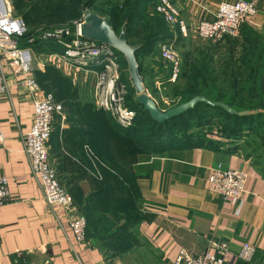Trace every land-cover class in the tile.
Returning a JSON list of instances; mask_svg holds the SVG:
<instances>
[{
    "label": "crops",
    "instance_id": "obj_1",
    "mask_svg": "<svg viewBox=\"0 0 264 264\" xmlns=\"http://www.w3.org/2000/svg\"><path fill=\"white\" fill-rule=\"evenodd\" d=\"M233 1L169 0L177 13L178 32L212 20L220 4ZM256 1L257 14L243 25L241 39L263 31L264 0ZM147 7L145 15H155L152 5ZM158 60L160 69L148 68L149 76L144 81L152 99L165 86L168 74L167 66ZM60 66L68 72L66 66ZM4 74L8 92L0 99V177L7 181L9 197L0 207V264H172L181 249L197 256L212 253L211 245L219 242L228 245V264H264V164L218 137L214 128L205 131L202 140L188 144L163 142L152 151L133 145L120 166L141 214L131 229L136 245L126 254L110 257L90 238L77 244L68 228L73 214L60 209L48 211L22 153L21 137L32 123V99L20 85L18 75L6 66ZM78 111L81 113L64 110L62 119H55V136L48 144V160L70 197L76 190L88 196L89 180H100L84 153L85 147L91 150L93 137L81 125L82 117L93 120L95 112L82 115L81 109ZM216 165L247 175L238 212L237 206L221 201L206 189L208 169ZM245 243L255 248L250 263L237 258Z\"/></svg>",
    "mask_w": 264,
    "mask_h": 264
},
{
    "label": "trees",
    "instance_id": "obj_2",
    "mask_svg": "<svg viewBox=\"0 0 264 264\" xmlns=\"http://www.w3.org/2000/svg\"><path fill=\"white\" fill-rule=\"evenodd\" d=\"M156 1L102 0L96 3V0H10V3L13 16L20 18L27 29L24 37L19 41L21 48H29L31 52L35 51L45 55L61 52V48L56 42L43 38V35L51 32L53 27L79 21L83 11L87 9L101 18H107L116 34L119 31L116 32L115 27H122L123 24H126L128 44L140 46L135 54L137 61L139 55L144 59L145 55L158 52V46L172 38L171 32L170 34L168 32V37L161 35L159 27L166 24L160 16L156 13L150 16L145 15L147 6L152 5L154 8ZM166 30L169 29L166 27ZM254 45L242 56L240 63L244 69V75L240 84L232 80L227 88L229 92L221 95L215 80L206 71V68H203L193 80L194 93L179 100L176 106L193 97L201 96L209 102L224 103L237 112L257 111L256 115L237 118L228 116L219 109L198 104L185 115L157 125L152 123L142 108L135 103L134 95L125 81L124 84L128 87L127 92L133 95L132 101L127 107L135 112L131 128L122 130L117 125H114L116 128L105 125L96 115L97 112H95L93 120L89 121L82 117L81 125L93 137L90 146L97 168L101 170V172L99 170L97 172L100 174V180H89L90 194L86 197H83L81 192L76 189L75 193L69 192L74 207L86 220L85 237L90 238L104 255L119 257L136 245L131 229L140 221L141 214L120 166L122 157L130 155L129 152L133 150V145L152 151L163 142L188 144L191 141L202 140L203 133L214 128L218 137L229 141L236 147H241L244 152L255 150L264 152L263 134L251 136L250 143L248 139L244 141L241 139L243 135L247 134L246 123L248 122L255 123L257 119L261 118L264 128L262 114L264 112L262 81L264 77V44ZM139 69L141 71L140 66ZM34 79L45 94L53 96L54 101L61 105L63 111L71 112L75 109L78 114L81 113L78 109H81L82 115L93 112L87 104L81 107L82 105L77 101H71L69 96L72 93V85L68 79L62 78L56 71L44 69L42 72H34ZM169 86L171 85L166 83L164 88ZM238 86L247 97L244 103H238ZM128 99L129 97L126 98V100ZM58 118L55 117V119ZM105 119L111 122L110 118ZM55 126L56 124L53 125V128ZM197 126L198 130H194ZM147 133L150 138L145 137ZM52 134L53 131L50 140H53L55 136ZM114 139L118 140L116 141L117 145H114ZM55 145L54 142L53 149H55ZM105 165L107 170H105Z\"/></svg>",
    "mask_w": 264,
    "mask_h": 264
},
{
    "label": "built area",
    "instance_id": "obj_3",
    "mask_svg": "<svg viewBox=\"0 0 264 264\" xmlns=\"http://www.w3.org/2000/svg\"><path fill=\"white\" fill-rule=\"evenodd\" d=\"M257 11V1L234 0L218 6L212 20L198 22L192 30L177 28V13L169 0H157L154 12L161 17L173 35L177 33L188 36L191 32L200 41L215 45L224 39H235L242 25L254 18ZM79 21L70 28L46 33L43 38L53 40L61 48V52L47 55L67 68L92 75L97 85L94 91V107L105 112L122 130L132 127L135 112L125 108L124 99L127 85L119 82V57L108 48L94 43H88L78 36ZM26 33V25L13 16L11 3L0 0V99L7 95L8 86L4 74V66L22 80L23 86L32 99V123L29 131L21 137L22 153L24 154L32 177L38 183L42 200L48 211L54 209L71 212L73 216L68 221V228L77 244L85 241L86 220L73 205L71 197L62 188L57 174L48 160V143L53 131L55 117L62 119V107L54 101L51 94H45L38 86L33 73V57L29 48H21L19 41ZM160 60L167 66L168 74L163 85H173L180 75V61L168 42L158 46ZM161 85H158V89ZM162 88V86H161ZM87 161L94 168L95 177L97 165L94 155L88 147L84 149ZM247 175L244 171H234L221 165L208 169L206 189L212 196L223 202L237 206V212L242 204ZM8 185L6 179L0 177V207L8 200ZM212 253L192 255L185 250H179L172 264H228L225 256L228 251L226 242L212 244ZM255 254V248L243 244L237 255L238 260L250 263Z\"/></svg>",
    "mask_w": 264,
    "mask_h": 264
},
{
    "label": "rangeland",
    "instance_id": "obj_4",
    "mask_svg": "<svg viewBox=\"0 0 264 264\" xmlns=\"http://www.w3.org/2000/svg\"><path fill=\"white\" fill-rule=\"evenodd\" d=\"M254 18L250 20H253ZM74 22H71L70 24H66V25L53 27L51 32L61 31L66 28H70L71 24ZM120 28L121 27L116 26L115 27L116 32H118ZM159 28L161 31V35H166L167 37L169 36L171 30L167 31L166 27L163 25H160ZM242 29L243 26L241 27L240 33L237 38L225 39L215 45H211L209 43L198 40L193 35L192 32L185 37L173 35V33L171 32L172 38L167 42L172 45V49L174 50L175 54L177 55L180 61L181 74L179 80L173 85L167 88L163 87L162 89L159 90V92H156L153 95H152V91H150V94L152 95L153 100L156 103L157 107L161 111H166L170 108L175 107L179 100H182L187 96L193 94L195 91L193 80L196 77V75L199 73V71L202 70L203 68H206V71L210 73L211 77L215 80V83L221 95H224L229 92L227 88L232 80L240 84V81L243 79V75H244V69L241 67V63H240L243 54L246 51L250 50L253 46H255L254 44H258V45L264 44V28L262 32L259 33L253 32L251 33L250 37H242L241 39L240 34L242 32ZM157 56H158V52L153 54L151 53L150 55L147 56L145 55L144 59L142 58L143 56L140 55L137 57V63L141 68L140 74L143 78L145 79L148 78L149 76L148 68L151 67L154 69L155 68L160 69V64L158 60L159 57ZM32 57H33V65H32L33 72L34 71L39 72L40 70H44V69L46 71L48 70L52 72L56 71L62 78H66L70 81L72 85V93H70L71 95L69 96L72 99L71 101H77L81 105L83 103L87 104L88 106H90L93 112H97L96 115L101 118V123L108 126L111 125L112 128L116 126L115 122L112 119L111 122L105 119L108 117V116L106 117L105 112H102L101 110H97L94 107V103H95L94 91L97 85V81L94 76L87 75L84 72L83 74H81V72H76V70L72 68H67L68 72H66L65 69L62 68L59 63H57L54 60H49L47 58V55L41 54L39 52L33 51ZM148 65L149 67H146ZM118 67H119V82L124 84V82L127 81V74H126V66L121 58H119L118 60ZM262 81H263V91H264V77ZM239 87L240 86H238L237 88V94L239 96L238 103L239 102L244 103L247 97L245 94L241 92ZM128 97L129 99L126 100V98ZM131 97H133V95H130L127 92L126 97L124 99L125 108H127L128 105L131 103L132 101ZM262 122L263 120L260 118L257 119L255 123L252 122L246 123L247 134L243 135L241 139L243 141L248 139L250 143L251 136L254 137V135H259V134L264 135V128L262 126ZM197 128L198 126L194 130H198ZM118 134L120 135V133ZM147 135H145V137L150 138V135L148 133ZM116 141L118 140L114 139V145H117ZM246 154L251 160L258 161L264 164V152L255 150V151H248V153L246 152ZM98 170L99 172H101L100 168L99 169L97 168V172ZM119 262H121V260H119Z\"/></svg>",
    "mask_w": 264,
    "mask_h": 264
},
{
    "label": "water",
    "instance_id": "obj_5",
    "mask_svg": "<svg viewBox=\"0 0 264 264\" xmlns=\"http://www.w3.org/2000/svg\"><path fill=\"white\" fill-rule=\"evenodd\" d=\"M78 36L88 43L113 50L126 66L127 84L132 91L135 103L142 108L149 120L157 125L178 118L192 111L196 105L204 104L213 109H219L228 116L243 118L258 114L257 111L237 112L221 102H209L204 97L196 96L189 101L161 111L154 100L146 93L145 79L140 75V69L135 54L140 46H130L126 38V24H123L116 34L111 22L101 18L89 10H84L78 25ZM264 116V112L262 113Z\"/></svg>",
    "mask_w": 264,
    "mask_h": 264
}]
</instances>
